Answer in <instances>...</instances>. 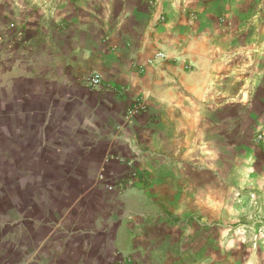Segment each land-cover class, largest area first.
I'll use <instances>...</instances> for the list:
<instances>
[{
  "label": "crops",
  "instance_id": "obj_1",
  "mask_svg": "<svg viewBox=\"0 0 264 264\" xmlns=\"http://www.w3.org/2000/svg\"><path fill=\"white\" fill-rule=\"evenodd\" d=\"M258 2L0 0V264H113L125 254L135 264H221L224 196L210 206L197 182L210 162L223 180L226 148L260 200L243 197L234 213L264 212ZM21 29L28 47L2 38ZM87 70L116 89L89 90L79 80ZM138 96L147 107L133 115ZM109 162L145 178L137 172L128 193L107 189L121 174L104 172ZM257 257L264 264V251Z\"/></svg>",
  "mask_w": 264,
  "mask_h": 264
},
{
  "label": "rangeland",
  "instance_id": "obj_2",
  "mask_svg": "<svg viewBox=\"0 0 264 264\" xmlns=\"http://www.w3.org/2000/svg\"><path fill=\"white\" fill-rule=\"evenodd\" d=\"M210 1V0H209ZM259 5L261 6V9L259 10L260 13H264V0H259ZM38 10L43 7V4H39ZM45 7V6H44ZM43 7V8H44ZM3 24V30H7V22H2ZM18 26L23 27V23H20ZM8 35H16V45L17 46H24L28 47L30 45V39L28 36L25 35L24 31L16 30L15 32H8L6 31L4 33V36H2L3 39L6 40L8 38ZM27 44V46H26ZM93 71V70H87ZM95 72V71H93ZM84 73V72H83ZM96 73V72H95ZM82 74V73H81ZM80 74V75H81ZM80 77V76H79ZM259 136H263L264 138V131H259L255 135V145L259 150H263L264 148V139H259ZM225 164L223 166V180L220 179V172L221 167L219 164V179H216V176L213 175L212 166L214 164V167H216L215 162H210L209 166V172L204 177L203 180H199L197 184H207V186L210 189V206H216L217 204V191H219L220 194H223L224 196V202H225V213H224V219L219 220L221 221V224L223 226V229L225 231V239H224V250H225V257L219 263L221 264H263L262 261H260L259 257L257 259H254V255L260 256V254L264 251V244L262 243L264 241V212L260 210V208L257 209V211H251L246 214L242 213H234V210H237V207L241 204V198H246L250 196V198L256 202L257 204L260 203L259 197L256 193H253L251 196L249 194V191L254 192V188L249 187L248 183L246 182V179H248L247 173L244 175V171L242 170L243 164L239 167L238 161L242 158H239V153L237 150L233 149H225ZM243 162V159H242ZM246 166V164H245ZM104 172L106 171L109 174H120L119 177H115L113 179H108L103 182V185L111 190L113 189H120L123 193H128L130 190L137 187V185L140 183L139 181H130L126 177L133 171L141 172L144 176V171H142L139 166L132 164V163H125L124 165L118 166L117 164H112V162H109L104 168ZM204 172V171H200ZM246 172V171H245ZM197 173V172H196ZM108 174V175H109ZM195 174V173H194ZM198 174V173H197ZM109 178V176H107ZM129 181V182H128ZM145 182L148 181V179L144 180ZM104 188V187H103ZM130 204L140 203L137 200H140V197H131L129 198ZM179 199V198H178ZM144 201V198H142ZM220 201V200H219ZM159 204V201L157 200L155 202V206ZM260 207V206H259ZM155 212V211H153ZM159 215L157 212L154 213ZM167 217H172V214L165 213ZM214 219V218H212ZM190 220L193 222L196 219L194 217L190 218ZM209 232L210 236L212 233H214V236L216 234V224L212 223L211 218L209 217ZM200 229H198V232Z\"/></svg>",
  "mask_w": 264,
  "mask_h": 264
},
{
  "label": "built area",
  "instance_id": "obj_3",
  "mask_svg": "<svg viewBox=\"0 0 264 264\" xmlns=\"http://www.w3.org/2000/svg\"><path fill=\"white\" fill-rule=\"evenodd\" d=\"M155 58H160L163 60H176V55H169L166 52L160 51L155 54ZM153 58L149 60V62H152ZM137 71L143 73L144 72V66L143 65H136ZM80 82L87 87L89 90L92 91H99V92H112L116 88L115 86L110 83L104 81L97 73L93 71L84 72L79 77ZM147 107L146 101L143 96H138L136 100L133 102L129 113L131 114H137L141 111H144ZM263 136H259V139H262ZM264 139V138H263ZM132 178L130 181H134V176L137 175L136 171L131 172ZM129 182V181H128ZM113 264H135L132 256L129 254H125L122 256L119 260L115 261Z\"/></svg>",
  "mask_w": 264,
  "mask_h": 264
}]
</instances>
